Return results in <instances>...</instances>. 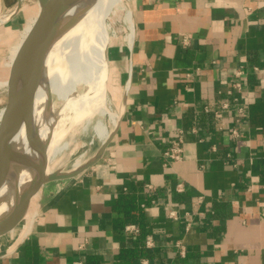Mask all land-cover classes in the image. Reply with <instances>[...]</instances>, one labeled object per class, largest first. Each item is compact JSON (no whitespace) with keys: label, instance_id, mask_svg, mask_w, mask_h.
I'll use <instances>...</instances> for the list:
<instances>
[{"label":"crops","instance_id":"1","mask_svg":"<svg viewBox=\"0 0 264 264\" xmlns=\"http://www.w3.org/2000/svg\"><path fill=\"white\" fill-rule=\"evenodd\" d=\"M128 1L113 137L43 186L0 264H264V0ZM18 4L0 0V17Z\"/></svg>","mask_w":264,"mask_h":264},{"label":"bare ground","instance_id":"2","mask_svg":"<svg viewBox=\"0 0 264 264\" xmlns=\"http://www.w3.org/2000/svg\"><path fill=\"white\" fill-rule=\"evenodd\" d=\"M131 19L133 20V15L128 13L127 21L131 22ZM104 23L98 6L72 18L47 42L41 68L33 72L31 92L37 99V144L42 152L46 143H49V173L60 164L57 157L66 144L56 136L63 132L62 118L69 115V110L78 111L77 122L89 121L98 114H108L112 119L113 129L118 123L119 114L111 108L107 96L111 70L100 44ZM130 29L132 30V25ZM55 99L64 102L63 108L59 107L62 112L64 110L63 113L66 111L62 118L53 115ZM3 109L0 111V119ZM53 119L57 121L52 122ZM17 128L9 138L10 145L22 143L24 129L22 126ZM95 131L101 138V143L110 132L100 121L95 125ZM78 164L80 160H77L76 165ZM34 173L35 167L26 155L16 157L0 173V217L29 189Z\"/></svg>","mask_w":264,"mask_h":264},{"label":"water","instance_id":"3","mask_svg":"<svg viewBox=\"0 0 264 264\" xmlns=\"http://www.w3.org/2000/svg\"><path fill=\"white\" fill-rule=\"evenodd\" d=\"M38 1L40 10L12 62L7 85V101L0 119V173L16 157L26 155L35 167V175L29 189L0 217V236L10 232L18 225L24 217L31 199L46 183L75 177L95 164L103 155L114 133L113 130L95 155L84 164L69 172H48L47 150L49 143H46L42 152L37 144V99L31 92L33 72L36 69L40 70L47 42L51 37L72 18L100 6L105 0ZM21 126L24 129L22 143L10 145L9 138L13 130L17 127L19 129Z\"/></svg>","mask_w":264,"mask_h":264},{"label":"rangeland","instance_id":"4","mask_svg":"<svg viewBox=\"0 0 264 264\" xmlns=\"http://www.w3.org/2000/svg\"><path fill=\"white\" fill-rule=\"evenodd\" d=\"M15 8L16 7H14V9ZM130 8L131 4L128 0H105L100 6H98V11L105 20L100 44L102 53L105 54V58L107 59L111 70L107 88L108 102L111 108L118 114L120 96L119 90L116 88L115 80L112 77L114 67L113 57L120 52L123 44L122 39L126 36L125 33L128 32V34H130L131 23H126V17ZM39 10L40 7L38 0H23L20 1L19 7L15 13L12 15L7 14V18H4L5 16L0 17V111L4 108L7 101L5 86L8 85L12 62L23 39L31 29ZM81 90L82 87L80 86L79 91ZM63 106V101L55 99L53 101V115L60 116V118L65 116L64 114L66 111L63 113L64 110L63 112L60 110ZM77 113L78 111L75 109L69 110V115L62 118L64 126L61 131L63 130V132L61 133L62 135L60 134L56 137H58V139L62 138L61 140L59 139L60 142L63 141L62 143L66 145L57 157L60 164L59 166L58 164L56 165L54 171L69 172L81 164H84L95 155L102 145L101 138L95 131V125L98 121L102 122V124L109 129L110 132L107 137L114 130L112 127V119L108 114H98L89 121L77 122ZM54 120L55 119H53L52 122H54ZM72 121L73 123H71ZM77 160H80V164L78 165H76ZM40 191L31 199L32 201L29 203L25 216L21 219L18 225L13 230L0 237V244L1 242H4L5 239L10 240L11 238L13 241H17L25 236L30 229L31 224L34 222L36 212L39 211Z\"/></svg>","mask_w":264,"mask_h":264},{"label":"built area","instance_id":"5","mask_svg":"<svg viewBox=\"0 0 264 264\" xmlns=\"http://www.w3.org/2000/svg\"><path fill=\"white\" fill-rule=\"evenodd\" d=\"M23 1V0H20ZM244 72L242 70H239L236 73V79L232 82V90L228 91L229 94H232L234 91L240 92L242 90L243 86V78ZM235 100L238 101V97H235ZM228 106V104H225L224 107ZM183 143L184 139L183 136L178 135L174 138H171L169 141V146L167 150H165L164 155L166 158H168L172 162L179 161L182 158L183 153ZM129 230H136L137 228L134 225H129L127 227ZM182 248V247H181ZM183 253V250H182ZM77 264H81V262H78ZM142 264H147V262H143Z\"/></svg>","mask_w":264,"mask_h":264}]
</instances>
